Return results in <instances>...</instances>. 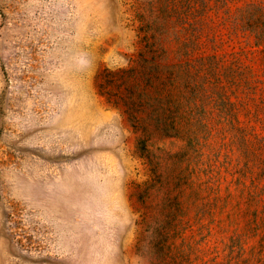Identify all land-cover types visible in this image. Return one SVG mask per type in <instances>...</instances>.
Segmentation results:
<instances>
[{"label":"rangeland","instance_id":"rangeland-1","mask_svg":"<svg viewBox=\"0 0 264 264\" xmlns=\"http://www.w3.org/2000/svg\"><path fill=\"white\" fill-rule=\"evenodd\" d=\"M0 264H264V0H0Z\"/></svg>","mask_w":264,"mask_h":264},{"label":"trees","instance_id":"trees-1","mask_svg":"<svg viewBox=\"0 0 264 264\" xmlns=\"http://www.w3.org/2000/svg\"><path fill=\"white\" fill-rule=\"evenodd\" d=\"M152 43V42H151ZM154 45V43H152ZM160 56L157 53L153 52H144V122L146 119H151L154 123L153 124H160V125H166L169 122H171V125L173 124V118H170L165 111H162L161 113H157L156 115H153V110H149L148 105V98L152 97V94L149 92V90L146 88L148 87V84H151L153 80H156L159 78L160 73ZM115 72L107 71L103 78L106 80V83L112 82L111 76L114 75ZM109 85V84H107ZM102 88H106V85H101ZM149 124H151L150 121H148ZM147 125V123H144V128Z\"/></svg>","mask_w":264,"mask_h":264}]
</instances>
